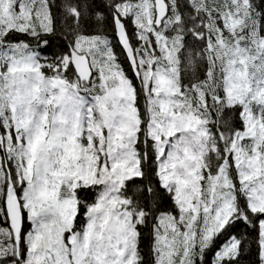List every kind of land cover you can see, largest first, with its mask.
Instances as JSON below:
<instances>
[{"label":"snow or ice","instance_id":"6c2138e0","mask_svg":"<svg viewBox=\"0 0 264 264\" xmlns=\"http://www.w3.org/2000/svg\"><path fill=\"white\" fill-rule=\"evenodd\" d=\"M245 253L264 264V0H0V264Z\"/></svg>","mask_w":264,"mask_h":264},{"label":"trees","instance_id":"16d2710c","mask_svg":"<svg viewBox=\"0 0 264 264\" xmlns=\"http://www.w3.org/2000/svg\"><path fill=\"white\" fill-rule=\"evenodd\" d=\"M92 31H95V29H91ZM109 38H111V33L109 32ZM116 52L120 55L121 60H123V53L121 52V49L119 45L116 46ZM127 65L125 64V67ZM241 232H243V229H241ZM145 244H147V240L145 241ZM241 264H250V257L248 253H245L244 258L242 259Z\"/></svg>","mask_w":264,"mask_h":264}]
</instances>
